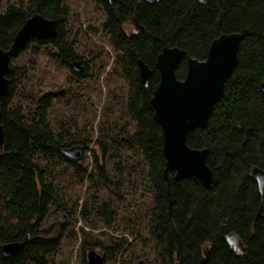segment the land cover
Here are the masks:
<instances>
[{
	"label": "trees",
	"instance_id": "trees-1",
	"mask_svg": "<svg viewBox=\"0 0 264 264\" xmlns=\"http://www.w3.org/2000/svg\"><path fill=\"white\" fill-rule=\"evenodd\" d=\"M139 1L95 3L104 12L102 31L118 54L117 63L128 87L126 106L134 128L121 144L127 150H139L148 161L147 181L154 204L147 232L154 240L156 264H200L206 250L209 264H264V211L256 217L261 196L257 181L250 175L256 166L264 169V0H210L207 4L199 0ZM36 13L57 20L58 35L32 39L27 46L40 48L74 78L87 77V70L77 74L72 66L81 56L75 38L67 30L70 8L63 0L9 2L0 12V48L8 49L26 20ZM235 32L243 35L238 64L208 125L191 131L187 139L193 148L208 149L212 182L206 186L195 176L177 180L172 168L167 177L163 129L151 103L160 82L158 55L165 47L186 50L177 69V77L184 79L189 56L205 60L214 39ZM36 51L31 49L32 53ZM139 58L153 70L148 89L140 78ZM26 72L24 66L11 65L10 88L0 98V123L5 129V143L0 148V264H54L60 248L55 226L61 231L64 226L59 223L43 230L40 224L50 204L60 203L61 199L36 156L42 154L49 162L68 164L81 176L85 170L79 161L68 159L62 149L75 143L83 144L85 149L88 145L84 140H66L46 121L45 113L56 93L40 97L30 111L32 118H25L23 106L14 102V94ZM94 164V176L122 197L119 183L108 175L104 159L95 154ZM93 208L107 225L113 224L111 202ZM233 234L241 238L244 250L229 243L227 236ZM10 242H22L23 248L5 256L2 246ZM98 245L85 238L83 255L87 248ZM124 245L115 239L103 248L105 260L117 258Z\"/></svg>",
	"mask_w": 264,
	"mask_h": 264
},
{
	"label": "rangeland",
	"instance_id": "rangeland-1",
	"mask_svg": "<svg viewBox=\"0 0 264 264\" xmlns=\"http://www.w3.org/2000/svg\"><path fill=\"white\" fill-rule=\"evenodd\" d=\"M20 1L2 0L0 12H4L9 2ZM63 1L70 8L69 36L75 38L78 54L89 67L88 76L74 78L58 61L33 45L21 50L11 61L12 66H24L27 70L14 94V102L23 106L25 118H32L30 111L40 97L56 93L45 113L46 121L66 140H84L88 145L85 149L83 144H74L83 147L78 160L85 170L81 176L68 164L49 162L42 154L36 156L61 199L60 203L50 204L40 228L47 230L59 223L64 226L62 231L55 226L60 248L54 264H86L81 250L85 238L100 244L96 249L104 253L103 248L111 246L115 239L125 243L117 258L106 260L105 264H156L154 240L147 232L154 204L147 181L148 161L139 150H127L121 144L127 132L133 130L134 122L126 106L128 87L117 63L118 54L102 31L104 12L95 0ZM33 48L37 49L34 53ZM95 154L104 159L107 173L119 183L122 197L113 194L94 176ZM104 201L112 203L115 212L112 225H107L94 211L93 207Z\"/></svg>",
	"mask_w": 264,
	"mask_h": 264
},
{
	"label": "water",
	"instance_id": "water-1",
	"mask_svg": "<svg viewBox=\"0 0 264 264\" xmlns=\"http://www.w3.org/2000/svg\"><path fill=\"white\" fill-rule=\"evenodd\" d=\"M145 0H140L139 3ZM207 4L210 0H199ZM136 26L137 23H135ZM143 30V27L139 28ZM58 35V21L42 14H33L16 33L8 49L0 48V98L6 96L10 88L8 74L11 61L21 50L27 47L32 39L55 38ZM243 35L226 33L214 39L205 60L188 57V72L184 79L177 77V69L186 56V50L165 47L158 55L156 65L160 71V82L152 94L151 103L163 129V152L166 158V176L168 169L175 170L177 180L195 176L206 186L212 182L213 173L207 164L208 149L193 148L187 139L191 131L205 128L208 125L214 106L224 95L226 82L238 64V50ZM140 78L148 89L153 70L142 59L138 60ZM73 69L81 73L83 66L80 60L73 62ZM264 92V82L261 84ZM5 143V129L0 123V148ZM70 160H79L83 153L81 145L62 149ZM250 175L257 181L261 196L256 217L264 211V169L258 166ZM227 240L237 250H244V245L236 234L228 235ZM23 248L22 242H10L2 246L5 256H11ZM86 264H105V253L89 247L86 249ZM200 264H209V250L200 260Z\"/></svg>",
	"mask_w": 264,
	"mask_h": 264
},
{
	"label": "flooded vegetation",
	"instance_id": "flooded-vegetation-1",
	"mask_svg": "<svg viewBox=\"0 0 264 264\" xmlns=\"http://www.w3.org/2000/svg\"><path fill=\"white\" fill-rule=\"evenodd\" d=\"M80 61H81L82 65H83V71L81 73V74H83L86 70L88 71L89 67L87 66V63L85 62V59H83L82 57H81Z\"/></svg>",
	"mask_w": 264,
	"mask_h": 264
},
{
	"label": "bare ground",
	"instance_id": "bare-ground-1",
	"mask_svg": "<svg viewBox=\"0 0 264 264\" xmlns=\"http://www.w3.org/2000/svg\"><path fill=\"white\" fill-rule=\"evenodd\" d=\"M162 51H163V50H162ZM139 59H141V58H139ZM139 59H138V60H139ZM142 60H143V59H142ZM81 64H82V63H81ZM82 66H83V65H82ZM81 73H82V72H81ZM81 73H77V74H81Z\"/></svg>",
	"mask_w": 264,
	"mask_h": 264
}]
</instances>
